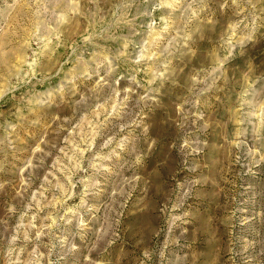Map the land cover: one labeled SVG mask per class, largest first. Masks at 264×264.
<instances>
[{"label":"rangeland","instance_id":"1","mask_svg":"<svg viewBox=\"0 0 264 264\" xmlns=\"http://www.w3.org/2000/svg\"><path fill=\"white\" fill-rule=\"evenodd\" d=\"M0 264H264V0H0Z\"/></svg>","mask_w":264,"mask_h":264}]
</instances>
